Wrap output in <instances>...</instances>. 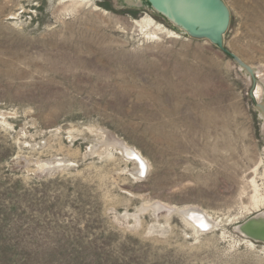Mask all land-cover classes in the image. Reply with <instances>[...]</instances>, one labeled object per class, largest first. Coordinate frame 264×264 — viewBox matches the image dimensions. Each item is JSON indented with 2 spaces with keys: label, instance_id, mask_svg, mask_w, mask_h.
<instances>
[{
  "label": "rangeland",
  "instance_id": "obj_1",
  "mask_svg": "<svg viewBox=\"0 0 264 264\" xmlns=\"http://www.w3.org/2000/svg\"><path fill=\"white\" fill-rule=\"evenodd\" d=\"M223 2L225 51L146 1L0 0L9 264H264V0Z\"/></svg>",
  "mask_w": 264,
  "mask_h": 264
},
{
  "label": "water",
  "instance_id": "obj_2",
  "mask_svg": "<svg viewBox=\"0 0 264 264\" xmlns=\"http://www.w3.org/2000/svg\"><path fill=\"white\" fill-rule=\"evenodd\" d=\"M146 1L150 7L159 15L164 17L172 25L182 30L189 37L207 40L219 49H224L223 36L230 23V14L223 0H138ZM241 67L245 68L251 75L252 69L244 64L237 56L230 55ZM133 152V150H131ZM132 154V153H131ZM135 155L136 153L133 152ZM136 160L139 157L135 155ZM138 158V159H137ZM141 176V175H140ZM184 217L193 222L184 211ZM264 217L263 214L249 219L240 230L251 239L261 241L264 239L246 233V226ZM200 231H207L210 227L202 228L194 224Z\"/></svg>",
  "mask_w": 264,
  "mask_h": 264
},
{
  "label": "bare ground",
  "instance_id": "obj_3",
  "mask_svg": "<svg viewBox=\"0 0 264 264\" xmlns=\"http://www.w3.org/2000/svg\"><path fill=\"white\" fill-rule=\"evenodd\" d=\"M156 31V30H155ZM154 32V31H153ZM176 33V32H175ZM170 34V33H169ZM151 35V34H150ZM260 91L261 88L260 86L257 87L256 92L254 93L257 99H260ZM113 142V141H112ZM109 143V142H108ZM116 144H118V146L124 150V151H128L129 152V157H134L135 155H137L139 157V160H136L135 158H132L136 164L139 166V170H143L145 171V164L140 156V154L136 151L133 150L134 153H136L135 155L133 154V152L131 151L132 149L127 150V147L122 143V142H115ZM109 146V144H108ZM117 146V147H118ZM132 153V154H131ZM138 159V158H137ZM62 163V162H61ZM60 162L58 164H61ZM44 163H42L41 165L43 166ZM46 164V163H45ZM255 200V203L257 204V202H259V199L257 196L253 197ZM253 202V201H252ZM160 206H154L155 209H158ZM144 210V209H143ZM183 210V209H182ZM179 211V210H178ZM185 213L191 217L193 224L196 225H200V227L202 228H206L209 227L211 224V221L205 216L203 215L201 212H197L195 209H189L186 210ZM196 227V226H195ZM198 228V227H197ZM246 233L253 235L255 237L258 238H262L264 239V217L259 218L257 221H254L253 223H249L246 226Z\"/></svg>",
  "mask_w": 264,
  "mask_h": 264
},
{
  "label": "trees",
  "instance_id": "obj_4",
  "mask_svg": "<svg viewBox=\"0 0 264 264\" xmlns=\"http://www.w3.org/2000/svg\"><path fill=\"white\" fill-rule=\"evenodd\" d=\"M0 236V264H9V257L7 255L8 252V244L4 243Z\"/></svg>",
  "mask_w": 264,
  "mask_h": 264
}]
</instances>
